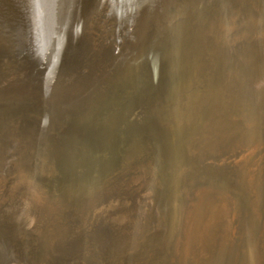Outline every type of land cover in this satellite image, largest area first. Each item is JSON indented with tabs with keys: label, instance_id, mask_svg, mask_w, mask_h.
Returning a JSON list of instances; mask_svg holds the SVG:
<instances>
[{
	"label": "bare ground",
	"instance_id": "obj_1",
	"mask_svg": "<svg viewBox=\"0 0 264 264\" xmlns=\"http://www.w3.org/2000/svg\"><path fill=\"white\" fill-rule=\"evenodd\" d=\"M36 1L43 0H0V19L11 21V12L26 14L36 29L39 15L28 12ZM56 1L71 16L52 39L70 47L75 58L49 78L13 63L15 36L6 29L11 24L0 20V264H31L26 247L39 252L45 259L41 264H102L93 252V235H99L90 232L100 220L115 230L114 261L137 253L144 258L151 251L142 245L149 206L169 217L174 198L185 189H174L168 199L173 179L162 147L151 142L138 156L115 150L106 141L107 124L127 126L141 118L145 99L174 87L206 61L211 63V108L202 119L204 130L193 128L196 134L191 132L180 147L197 153L200 163L243 164L244 184L257 192L259 210L249 214L245 198L229 192L223 181L205 176L194 182L178 211L174 264H264V0H182L179 7H163L156 16L166 29L156 33L154 50L136 71L138 80L119 99L108 98L115 83H107L103 74L119 72L114 48L134 33L129 15L141 2ZM178 16L179 22L171 23ZM70 49L61 57H68ZM131 69L135 72V66ZM90 117L98 121L92 142L76 156V132ZM34 160L51 164V173L42 169L50 173L46 183L37 182L29 168Z\"/></svg>",
	"mask_w": 264,
	"mask_h": 264
},
{
	"label": "rangeland",
	"instance_id": "obj_2",
	"mask_svg": "<svg viewBox=\"0 0 264 264\" xmlns=\"http://www.w3.org/2000/svg\"><path fill=\"white\" fill-rule=\"evenodd\" d=\"M86 1L87 0H85L84 2L86 3ZM133 1L141 2V5L139 7H136V9L132 11V13L129 15V21L130 22L132 21L135 24V31L132 34V36L124 43L125 45L117 46L114 48V53H115L114 59L117 61L118 67H120L117 70V72L118 71L119 72L116 73V76H111V74L109 73L103 74V79L106 77L107 79L106 78L105 79L107 81L106 80L105 81L107 83L111 82L112 80H114V83H115V85L112 88H110L111 89L109 92L110 96H108V98L114 97L113 99H119L122 96L124 90L128 89L131 86V84H134L138 80L139 77L135 76L136 74H138L136 73V71L138 72V70L141 69L138 67L141 65L144 66L145 63L142 61L146 59L149 53L155 48L153 47L155 45L154 36H156V39H157L158 34L156 33L159 32V30L160 31H162L163 29L165 30L166 29L165 27L167 26L166 22L164 21L161 22V20L160 21L158 20L156 13L159 11L161 12L163 7H166V6L168 7L171 4L172 5L174 4L175 6H177L178 4V7L182 5V0H133ZM36 2L38 3H36L31 8H28V12L30 13L35 12L39 15L38 16L39 18L37 21L39 23L36 26L37 27L36 29H34L30 25V23L27 20L28 18L26 14L22 15L19 13H15L14 15V12H11L12 13L11 17H13L11 21H9V19L7 18H1L0 20L2 21L4 19L3 21H7L9 25L11 24V28L8 26V28L6 29L8 33H12L14 34L13 36H15V42L17 45H15L16 47H14V50L11 56L13 63L20 64L26 67L27 71H30L32 74L36 75L38 78L45 79V78L51 77L53 74L58 72L59 69L64 68L66 65H69L70 63L68 62V58L73 54L70 47L64 46V48H61L63 45V42L62 41H60L59 43L57 42L58 44L54 43L52 38L58 31L62 30L67 25V22L70 20L71 13L69 10H66L65 8H64L65 10L63 8H60L56 0H43L42 2H39V1H36ZM186 12H187L186 9L182 11L183 14H185ZM184 16L185 15H183L182 18H184ZM134 17L136 19H134ZM155 18L158 21L156 23H153ZM177 20H180L179 16L176 18H172V20L170 21L171 23L174 22L177 24L179 22ZM45 28L47 30H45ZM44 37H47V38H44ZM130 47H131V50H129ZM65 49H70L69 50L70 55L66 58L61 57V52H63ZM130 51L131 53L129 54ZM73 58H75L74 55H73ZM124 61H125V64H124ZM210 65H211L210 61L204 62L201 66H199L198 69L194 71L192 75L187 77L185 80L178 81V83L174 87L167 88L165 90H162L160 93H158L160 94V96H158V94L153 93L151 95L152 97L150 96L144 101L145 103H144L143 109L141 110L142 117L130 119L129 125L127 126L119 125L115 121L109 122L107 124L109 129L106 135V141L110 146H113L115 150L118 149L121 152L128 153V155H131V156L132 155L138 156L137 152L138 153L141 152L142 154L147 153L148 151L147 149L149 148V145L152 144L151 142H153V144L156 143L159 150H160V147H162L161 152L164 153L167 159V162L170 166L169 173L170 175H172V179H173V182L169 185V188L167 190V193H168L167 197L170 195L168 199H171L173 197L172 196L174 193L173 191H175L176 189L178 190L185 189V191L183 192L181 191L180 193H178V195H176L177 198H174L175 200H173V203H174L173 207L170 208L171 210L170 214L168 211L169 217L165 216L164 214L165 210H163L161 214L157 212V209L152 205V203L149 206L148 213L145 217V222L148 225L149 230L146 233V238L143 241L142 245L143 247H147V248L149 246L151 251L147 255H145L144 258L139 256L137 253V254H133L134 256L132 255L131 257L127 259L121 258L117 261H114V258L111 257L112 255L111 254V245H112L111 241L113 242V238H114L113 234L115 233V230L111 228L110 224H108L104 220L102 221L100 220L96 222L95 224L97 225L94 224L90 232L92 233L94 231L97 235H99V237H95V235L92 234L94 238V242L96 243L95 244L96 248L93 252H97L98 256L102 258L103 260L102 264L103 263L104 264H137V263L138 264H159L160 262H162L160 264H166V263L174 264V257H173L172 249H173V246L175 245V234H176L175 232H177L180 229V221H179L180 219L178 220L180 216L178 214L184 202V198H185L184 195L194 182L199 181L205 176L208 178H212L218 181L219 183L223 181L221 185L224 188H226L229 192L236 194V195H241L245 198V201L248 204L247 208H248L249 214L255 215L256 213L258 215V210H259L258 194L255 191L251 192L249 188L244 184L243 164L241 163L232 164V163L224 162L222 165V168L221 166H217V168H215L214 165L216 164L208 163V162L200 163L199 156L197 153H192V152L185 153L180 147L184 139L192 135V133L194 134L197 131V129L199 132L204 130V127H203L204 122H202V119L205 116L206 112L210 110L211 108L210 106L213 101L212 96L208 91L209 88H208V82H207L208 81L207 72L210 68ZM133 66H135V72H131L132 71L131 68ZM129 68L130 70L127 71V69ZM139 74H142V71L139 72ZM120 86H124V89L120 88ZM159 97H160V100H158ZM146 109H148L149 112ZM195 111H196V114H195ZM113 116L115 117L114 114ZM95 121L98 122L97 120H95L94 117H90L89 119H87V122L83 123L85 124V127L84 125L80 126L84 129L79 127L80 130L78 129V131L76 132V137L74 139L75 140V150L74 149L72 150L74 151L76 156H82L83 153H85L83 151H85L87 146H89V142L91 144L92 140L90 136L93 130L92 127L96 124ZM195 121L196 123L198 122L197 125ZM193 128H195L196 131ZM84 130L86 133L84 132ZM131 130L133 131V134ZM78 133H82V134H78ZM144 143H146V145ZM140 146H142V148ZM125 147L127 148L129 147L128 150L127 148L125 149ZM120 148L124 151H122ZM125 151H128V152H125ZM141 153L139 155H142ZM31 164L29 165L30 166L29 168L33 172V175L35 179L37 180V182L41 181V183L43 182L46 183L47 178L49 177V174L51 173V169H52V166H50L51 164H47L43 166V163L40 161L37 162V160H34L33 163ZM228 166H231V167L233 166L235 168H233V170H228L226 169V167ZM42 169H45V170L48 169L50 170L49 171L50 173L48 172L49 174L47 173L46 175L42 172ZM258 174H259V171L256 170L255 175L258 176ZM37 178L40 180H38ZM181 179L183 180V182H181L182 181ZM187 181H190V182H187ZM177 182H179V184L176 185ZM183 183H185L187 186L186 185L184 186ZM224 184L227 186H224ZM179 185L181 186L179 187ZM251 193L255 194V195L253 194L255 198H252ZM254 201L256 202L255 206H254V203H255ZM171 217H173V219ZM177 223H178V226H177ZM171 226H174V227H171ZM95 238H97V240L104 239V241L102 240L101 241L102 243L100 242L101 243L100 244L98 241H95ZM161 242L163 244H161ZM167 246H169L168 251H166ZM28 248L27 247L24 248V252H27L29 254L27 256L30 258L29 261L31 262V264H41L45 261V259L39 254L37 250L33 248L29 251ZM156 248L157 250H155ZM0 257H1V253H0ZM74 264H80V263L77 262Z\"/></svg>",
	"mask_w": 264,
	"mask_h": 264
},
{
	"label": "water",
	"instance_id": "obj_3",
	"mask_svg": "<svg viewBox=\"0 0 264 264\" xmlns=\"http://www.w3.org/2000/svg\"><path fill=\"white\" fill-rule=\"evenodd\" d=\"M73 59V54L68 58V62H70L71 60ZM214 167L215 168H217V165H214ZM233 168H235V167H231V166H228V167H226V169H228V170H233ZM235 174V173H234ZM233 176H235V175H233ZM252 198H254V195L252 194ZM255 212V211H254ZM255 215H256V213H255ZM259 234V232H257V235ZM256 235V232H254V236ZM168 249H169V246H167V250L166 251H168ZM169 255V254H168Z\"/></svg>",
	"mask_w": 264,
	"mask_h": 264
}]
</instances>
